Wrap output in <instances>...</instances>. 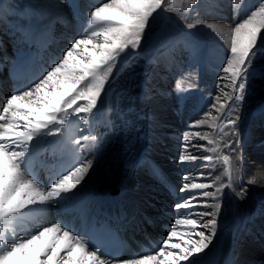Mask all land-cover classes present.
Wrapping results in <instances>:
<instances>
[{
    "label": "bare ground",
    "instance_id": "6f19581e",
    "mask_svg": "<svg viewBox=\"0 0 264 264\" xmlns=\"http://www.w3.org/2000/svg\"><path fill=\"white\" fill-rule=\"evenodd\" d=\"M34 1L47 9L46 15L51 17L50 22L44 19L42 21L39 19V15H36L35 19L31 20L30 25H25L21 18L12 16V10L0 8V111H2V105L12 94L18 92L22 86L26 89L42 74L51 70L54 67L50 62L52 57L57 59L61 56L63 58L66 48L75 40L73 35L77 33L74 32L76 27L71 23L68 9L61 0ZM103 3H107L106 0H86L84 6L96 4V7H99ZM212 8L215 9L214 13L209 7L203 11L200 16V23L204 27L208 41L213 43V46L190 47L188 45L187 57L176 52L177 46H170L168 49L162 50L156 60L152 59L153 66L149 77L142 84L141 92L136 90L141 71L134 70L137 72L129 75L131 78L129 81L133 80L134 82L135 94L127 92L125 90L127 87H123L124 84L115 87L111 85V90L116 89V92L112 93L113 98L116 99V105L106 103L105 94H103L101 99H98L97 106L101 112L96 118H92L88 114L85 121L73 115L69 118L70 123L64 127L61 135L48 136L46 132H42L32 142L28 154L30 157L28 167L32 169V178L35 177L34 181L38 186L41 183L40 187L47 189L52 182V177L49 175V171H46L47 169L53 168L52 171L56 173L55 177L57 178L66 173L59 169L60 174L58 176L56 172L58 164L61 163L64 168L69 170L77 161V158L75 160L70 159L73 154H77L75 141H72L71 138L80 133L96 138L99 136L95 144L86 145L84 148L87 154L86 158L93 161V166L81 185L66 194V198L59 203H38L24 209L22 211L23 217L18 218L12 225L6 226L9 233L15 228L21 235L35 234L43 227L57 223L58 219L61 218L65 219L63 224L66 226L67 220L71 219V211L77 203L83 202L84 207L88 208L91 205L87 203L89 199L87 196L98 197L105 189L116 184L122 188L123 197L133 204L125 210H129V216H136L134 224L138 223V218L146 223L147 220L160 217L167 219V222L171 224L170 228H176L178 235L171 239L170 244L180 243L183 245L189 236L192 237L193 241L199 239L195 232L190 231V225L175 224L177 219L198 218L190 216L191 208L181 209L179 214L174 210L173 206L179 202V197H183L185 200L190 196H197L201 204L206 203L209 206L217 202L222 203L221 212L217 217L214 238L207 249L192 258L194 262L211 256L223 229L226 227V222L237 220L239 235L235 239L234 255L236 258L233 264H264V239L262 238L264 235V92L263 94L262 92L255 94L251 87L246 89L241 106L236 109L238 125L234 130L227 126V118L224 122L211 119L212 116H220L217 109L223 103L224 94L215 95L213 101L215 107L213 104L210 105L209 100L204 102L201 96H196L195 105L192 104V112L190 109L189 113H200L205 107H209V113L202 116L206 119V123H198L196 128L192 124L193 130L184 126L170 125L166 121L159 126V123L163 121L158 119L162 118L164 113L183 105L185 93L178 90L174 97L168 88V74L175 73L181 67L182 60L197 66L199 69L198 66L203 65L198 74L199 77L206 75L216 77L215 85L220 83V77L224 76L222 72V67L226 65L223 62L224 55H231V41L235 35L233 30L238 23L243 22L246 18L240 19L237 23L234 22L228 0L216 2ZM74 13L77 19L78 17L85 19L89 27L90 17H88L86 8L79 6ZM57 24L62 28L59 29ZM6 29L10 31L9 34H12V38H14L13 34H16L14 39L24 42L25 47L6 51L3 45L5 38L3 33ZM35 42L39 46L33 49L32 45ZM28 44L31 46L27 47ZM226 48L228 49L225 50ZM4 62H8V64ZM42 62L44 63L43 67L40 66ZM163 69L168 71L163 73L160 71ZM12 72L15 73L12 74ZM127 72L121 75L122 78L126 76ZM27 73H29V77ZM11 76L13 81L10 80ZM229 91H231L230 88ZM250 95L252 97L260 95V97L256 99L253 97L254 99L251 98L246 103L245 100ZM217 97L221 98L220 101L216 100ZM137 101L141 106L148 104L150 113L144 114V119L140 118L143 111L134 105ZM254 112L255 114H253ZM170 117L173 119L172 115ZM228 118L235 117L229 113ZM154 121L159 122L154 125ZM147 122L151 124L149 128H146ZM214 124L216 127H213ZM208 125L211 126L208 127ZM216 129L217 131H215ZM233 131L235 135H233ZM185 135H187L189 143V149L185 155H196L201 159L194 163L189 161L184 167H181L177 163V159L183 150L182 143ZM64 136H66V141L62 143ZM144 136L149 137L148 142L144 141ZM200 136H206L207 139H200ZM208 140H212L213 143L209 144ZM82 143H84L83 140ZM241 143L243 144L241 145ZM261 143L263 144L261 145ZM191 145H203L204 147L194 148ZM228 145L232 146L228 147ZM146 146L149 147L147 157L163 173L173 178L180 193L176 200L166 201L165 199L168 198L162 197L164 196L162 186L156 180L155 175L147 171V164L135 169L139 157L144 156L143 152ZM42 150H44L43 153ZM222 151L223 153H221ZM94 152L96 157H94ZM204 156H211V161H203L202 157ZM225 156H228L227 161L224 159ZM49 163L53 165L49 167ZM54 163H56L55 167ZM205 164L206 167L202 166ZM201 173L204 174V178H201ZM185 176H188L187 181L184 179ZM195 181L211 185L205 190L212 192L223 186L221 200L202 197L200 196L202 190L198 189L181 193L180 188L184 183L191 184ZM250 181H254V183H250ZM135 188L138 191H133ZM244 189L247 191L241 198L238 194ZM151 198H154L155 201L159 200L161 203L151 202ZM152 204H154L153 207ZM257 208L261 209V213L260 218L255 220L252 216ZM205 210L212 211L213 208L201 207L196 209V211ZM140 211L142 212L141 215H139ZM165 212L166 214H164ZM143 214L149 215V218L145 219L142 217ZM85 218L87 220L89 216ZM210 218L204 217L203 219L207 221ZM250 218H252L251 223H249ZM244 220L246 221L244 222ZM246 228H250V234ZM199 230L205 231L206 234L209 232L208 229L199 228ZM170 231L171 229L161 234L160 238L162 240L167 238ZM174 251L179 252V249ZM87 252L85 248V253ZM108 263L99 257L96 261V264Z\"/></svg>",
    "mask_w": 264,
    "mask_h": 264
},
{
    "label": "snow or ice",
    "instance_id": "6c2138e0",
    "mask_svg": "<svg viewBox=\"0 0 264 264\" xmlns=\"http://www.w3.org/2000/svg\"><path fill=\"white\" fill-rule=\"evenodd\" d=\"M167 3L168 0H110L95 7L90 14L89 27L85 29L88 35L75 39L71 47L63 53V58L55 63L51 70L42 74L26 89L12 94L2 105L0 264H96L98 255H101L100 249L61 222L43 227L35 234L24 235L15 228L9 233L6 226L23 217L22 211L29 206L45 202L59 203L66 198V194L84 181L93 166V161L86 158L84 148L97 142L95 136H83L84 143L79 139L75 141L76 163L65 174L52 180L47 189L38 186L32 178V169L28 167L30 146L42 132H46L48 136L61 135L73 115L80 120H87L88 114L93 113L97 106L98 98L102 95V89L105 88L118 57L129 48H138L149 17L157 9H164ZM192 3L195 4L196 0H192ZM195 26L197 24L194 23L186 25L187 29H193ZM233 31L235 35L231 41V55L227 64L222 67L225 75L220 77V80L227 79L229 83L217 84V88L224 93V98L217 109L220 116H212L211 119L224 122L227 118V126L234 130L238 125L236 109L241 106L246 91L245 78L250 76V65L254 66L253 58L257 48L264 42V0H259L258 7L251 11L247 19L238 23ZM225 88H230L231 91H225ZM220 99L216 98L217 101ZM229 113L235 118H228ZM198 123L204 124L206 121L200 120ZM200 139L207 137L200 136ZM208 143L213 141L208 140ZM182 149L177 159L181 167L189 161L194 163L201 159L196 155H185L189 149L187 135L184 137ZM202 159L208 162L212 157L204 156ZM224 159L227 161L228 156ZM200 176L204 178L203 173ZM184 179L187 181L188 176ZM210 187L207 183H184L180 191L184 193L198 189L202 190V197L221 200L223 186L215 192L205 190ZM246 191L244 189L238 195L243 198ZM173 207L178 214L181 209H192L190 216L198 218L177 219L175 224L190 225V231L195 232L199 239L193 241L189 236L183 245L170 244L171 239L178 235L173 227L155 255L125 260L122 264H194L192 258L207 249L214 238L222 203L217 202L209 206L206 203L201 204L197 196H190ZM201 207H212L213 210L196 211ZM204 217L211 218L205 222ZM199 228L208 229L209 232L206 234ZM86 245L93 250L85 253ZM176 249H179V252L174 251Z\"/></svg>",
    "mask_w": 264,
    "mask_h": 264
},
{
    "label": "rangeland",
    "instance_id": "374dc122",
    "mask_svg": "<svg viewBox=\"0 0 264 264\" xmlns=\"http://www.w3.org/2000/svg\"><path fill=\"white\" fill-rule=\"evenodd\" d=\"M61 1L65 4L66 8L68 9V13L71 16L70 18L71 23H73V25L76 27V30H74V32L77 33L76 34L74 33L75 35H73L75 39L86 37L88 33L84 32V30L88 27V24L86 20L81 17H78L77 19L74 12L75 9L80 6L81 8H86V10L88 11V17H90L91 11L94 10L96 4L85 7L84 2L86 0H61ZM228 1L230 4V13L232 15L233 21L236 23L242 18L247 19L248 15L251 14V11L255 10V8L258 7L259 5V0H228ZM106 2H110V0H106ZM216 2H221V0H196L195 4L192 3V0H168V3L165 5L164 9L163 8L157 9L149 17L147 21L146 28L142 34L141 42L138 48L136 50H132L130 48L126 50L125 53H122L118 57L116 64L113 66V72L110 73L109 79L108 81H106L105 88L102 89V95L105 94L106 103L108 104L110 103L112 105H116L117 103L116 99H114L112 96V93L116 92V89L113 88L111 90L110 89L111 85L115 87L116 85L124 84L123 87L124 88L127 87V89H125L127 92H132V94H135L136 91L134 88V82L133 80L129 81L131 79L129 75L133 74L134 72L135 73L137 72L134 70L141 71L139 73V78L141 82L138 79L136 90L140 92L142 91V84L149 77L151 68L153 66V63H150L148 57H150L151 60L152 59L156 60L160 56V52L162 50L168 49L171 45L172 46L177 45L176 52H179V54L184 57H186L188 54L187 53L188 50H186V47L188 45L189 46L201 45V47L213 46V43L208 41V38L204 32V27L200 23V16L202 15L203 11L206 10L207 7H209L211 12L214 13L215 9H213L212 7L216 5ZM0 8L9 9L8 11L12 10L13 11L11 12V14L13 13L12 16L18 17L19 19L21 18L22 22L25 25H30L31 20L35 19L36 15H39L40 20L44 19L47 22L51 21V17L46 15L47 9H44L34 0H0ZM188 23H194L197 24V26H195L193 29H187L186 25ZM82 26L86 28H82ZM57 27L59 29L62 28V26L58 24ZM3 35L5 37L3 40L4 43L3 45L6 51H12L16 48L19 49L18 48L19 44H17L18 42H14V39L9 35L7 29L4 30ZM71 44L66 48V50L69 47H71ZM227 49L228 48H226L225 50ZM229 56L230 54L224 55L223 62L225 64H227V60ZM60 59H62L61 56L59 57L57 62H59ZM180 65L181 67L175 73L168 74L169 75L168 88L174 97L178 92V90L183 92L184 91L189 92V94H185L182 106H184L185 102L187 101L189 103L191 94H195L198 91H199L198 95H200L203 100L205 97H209L211 102L210 105L213 104L215 95L220 96V94H224L222 91H220L217 88V85L214 84L216 82L215 80L216 77H212L209 75H206L204 77H199L196 66L186 61L182 60ZM253 65L254 66L250 65L251 68L250 76L246 77V79L248 80V81L246 80L247 83L245 81L246 89L248 87H251V89L255 91V94L256 92L258 93L262 92L263 94L264 42H261L260 46L257 48V52L253 58ZM160 71L166 73L168 70L163 69ZM124 72L127 73L125 74L126 76L122 78L121 75ZM249 78H251L252 80ZM220 83L227 85L229 81L227 79L220 80ZM225 91H229V88H225ZM188 95L190 96L187 97ZM250 96H248L247 99L245 100L246 103L250 101L251 98L254 97V96L253 97ZM193 97L194 99L197 98L195 96ZM258 97H260V95L255 96L254 98L256 99ZM98 99H101V97H99ZM190 100L193 99L191 98ZM78 103H87V102L78 101ZM146 104L144 106H141L139 105L138 101L134 104L136 108H140L143 111L142 113L143 117L140 115L141 119H144L145 117L144 114L147 115L148 113H150L148 104L147 105ZM190 104L191 106L192 104L195 105V102L190 101ZM185 106L180 111H175V109L178 107H176L173 110H169V112L167 110L168 113H164V116L158 119L159 121L160 120L163 121L159 123V126L164 124V122L166 121L170 125L173 124L178 126H184L187 128H191V130H193L194 126H195L194 128L197 127L198 121L200 120L206 121V119H204L202 116L207 115L209 113L208 110L209 107H205L203 111H200V113L190 114L189 113L190 108L188 107L185 108ZM100 112L101 111L99 106H96V108L93 110V113L90 114V117L96 118L98 115H100ZM190 112H192V109L190 110ZM170 115L173 116V119L170 117ZM159 121H154V125L158 124ZM192 124H194V126ZM210 126L211 125H208V127ZM215 131H217V129ZM81 135L83 137V134ZM149 179L150 178H148V180ZM195 183H200V182L195 181ZM133 191H138V189L135 188ZM150 201L151 202L153 201L154 203L156 202L154 198H151ZM58 222L64 223L65 221L58 219ZM66 227L68 226L66 225Z\"/></svg>",
    "mask_w": 264,
    "mask_h": 264
},
{
    "label": "water",
    "instance_id": "95a60500",
    "mask_svg": "<svg viewBox=\"0 0 264 264\" xmlns=\"http://www.w3.org/2000/svg\"><path fill=\"white\" fill-rule=\"evenodd\" d=\"M119 193V188L118 187H114L112 189L107 190L106 195L113 197L116 196Z\"/></svg>",
    "mask_w": 264,
    "mask_h": 264
}]
</instances>
